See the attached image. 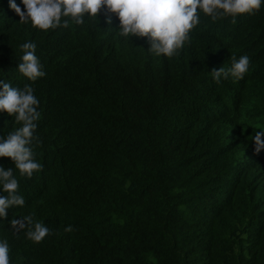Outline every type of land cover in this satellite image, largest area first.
<instances>
[{
    "label": "trees",
    "instance_id": "obj_1",
    "mask_svg": "<svg viewBox=\"0 0 264 264\" xmlns=\"http://www.w3.org/2000/svg\"><path fill=\"white\" fill-rule=\"evenodd\" d=\"M199 15L167 57L123 37L106 8L44 31L0 0V81L34 89L43 166L29 178L0 157L25 199L0 218L10 264H264V150L252 145L264 130V0L254 14ZM25 42L45 72L35 82L18 71ZM242 55L243 79L214 81ZM18 127L0 111V137ZM29 215L50 229L40 243L11 228Z\"/></svg>",
    "mask_w": 264,
    "mask_h": 264
},
{
    "label": "clouds",
    "instance_id": "obj_2",
    "mask_svg": "<svg viewBox=\"0 0 264 264\" xmlns=\"http://www.w3.org/2000/svg\"><path fill=\"white\" fill-rule=\"evenodd\" d=\"M26 10H22L10 0V7L19 15L22 23L31 22L32 26L47 31L63 26H69L70 17L75 24L84 23L87 14L98 17L102 8L108 13H115L120 22V34L123 37H148V48L156 56L172 57L189 41V33L200 23L199 12L202 11L213 21L218 18L240 14H254L259 11L262 0H22ZM107 23L112 18L106 16ZM23 55L18 71L28 80L35 82L45 75L43 65L35 54L36 44L25 42L21 45ZM230 68L211 70L215 82L232 76L243 79L249 70L250 59L242 55L238 59L232 56ZM0 111L15 117L20 125L7 137H0V157H10L15 163V170L21 176L31 178L34 172L41 171L43 166L34 159L32 142L37 121L39 100L34 95V89L26 84L23 89L13 87L8 81H0ZM264 130L256 131L253 137V152L258 155L264 150ZM38 139V138H37ZM0 189L7 195H0V218L7 219V209L23 207L25 199L17 194L19 181L12 168L0 166ZM11 228L19 232L28 228L26 235L35 243H40L50 234V229L43 222H33L31 215L13 218ZM69 225L65 231H72ZM9 244L7 240L0 241V264H10Z\"/></svg>",
    "mask_w": 264,
    "mask_h": 264
}]
</instances>
